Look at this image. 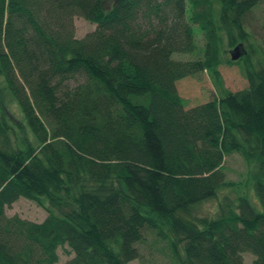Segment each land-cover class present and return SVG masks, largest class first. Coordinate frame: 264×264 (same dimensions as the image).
<instances>
[{"label":"trees","instance_id":"1","mask_svg":"<svg viewBox=\"0 0 264 264\" xmlns=\"http://www.w3.org/2000/svg\"><path fill=\"white\" fill-rule=\"evenodd\" d=\"M257 11L264 27V0H0V264H58L59 249L72 255L63 264H130L148 231L174 259L180 245L183 264H264V41L248 26ZM75 17L95 29L76 39ZM225 42L246 51L228 61L242 66L240 92L219 87ZM204 71L220 94L186 109L175 84ZM6 97L25 135L7 124ZM231 155L247 169L243 192L214 216L186 218L233 189ZM19 199L45 219L7 217Z\"/></svg>","mask_w":264,"mask_h":264},{"label":"rangeland","instance_id":"2","mask_svg":"<svg viewBox=\"0 0 264 264\" xmlns=\"http://www.w3.org/2000/svg\"><path fill=\"white\" fill-rule=\"evenodd\" d=\"M262 19L263 17L261 12L257 11L254 16H251L248 22L249 32L253 33L255 40L258 42L264 41V27H262L263 23H261ZM73 26L76 39L83 38L86 34L95 29L93 24L84 21V19L79 17H75L73 19ZM194 36L196 43L195 46L198 48L197 53L198 51L200 53V49L204 44L203 37L197 31H195ZM235 47H228L227 43H224L225 54L222 58V64L219 65L217 69L219 73L220 89L231 93L240 92L248 87L242 66L238 64H228V61H230L228 53ZM197 53H195L194 56H176L174 58L182 61L192 60L198 56L196 55ZM211 76L212 75L208 71H204L193 77H187L176 82L175 89L180 99L185 101L186 109L207 103L219 96L221 90H219V87L216 85V79ZM4 102V113L7 124L10 128H14L18 135H25L27 132L25 131V128H23V130L22 128L21 130H18L19 127H24L19 108L8 97L4 98ZM245 168L246 166L244 162L237 155H231V157L228 156L225 158L223 170L226 175V179L229 182L235 183L233 189H223L220 191L218 198L198 205L192 210L189 216H186V218L200 219L214 216L218 210L219 202L223 199V197L228 196L233 201L238 194L243 192L241 186L244 185L242 183L246 180L245 178H247V169ZM4 212L7 217L17 216L22 220L34 223H41L47 215L44 209L39 207L36 203L24 199L17 200ZM157 223L160 225L163 233L167 235L168 240L177 244V242L174 241V237L170 234L169 228L165 225V221L160 220L157 221ZM154 235L155 234L150 231L144 233L143 241L136 246L138 248L140 258L132 261L130 264H183L181 246H176L178 249L179 259H174L172 251L169 248L168 241H161ZM57 253L59 257L58 264H63L72 256L64 249H59ZM252 260L253 257L250 255H243L244 264H250V261Z\"/></svg>","mask_w":264,"mask_h":264},{"label":"water","instance_id":"3","mask_svg":"<svg viewBox=\"0 0 264 264\" xmlns=\"http://www.w3.org/2000/svg\"><path fill=\"white\" fill-rule=\"evenodd\" d=\"M246 54L243 46L241 44L237 45L234 49L229 51L228 55L231 62H236Z\"/></svg>","mask_w":264,"mask_h":264}]
</instances>
